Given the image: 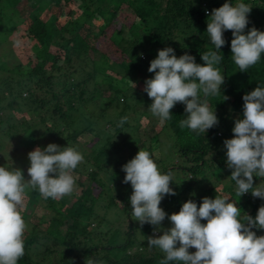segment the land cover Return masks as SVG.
Returning <instances> with one entry per match:
<instances>
[{
	"label": "trees",
	"instance_id": "16d2710c",
	"mask_svg": "<svg viewBox=\"0 0 264 264\" xmlns=\"http://www.w3.org/2000/svg\"><path fill=\"white\" fill-rule=\"evenodd\" d=\"M237 1L251 7L244 34L252 27L264 32V0H0V45L19 28L23 31L11 45L19 53V62L8 67L0 61V110H6L0 126L9 127L7 136L15 140L17 150L11 166H20L24 178L30 179L27 144L42 149L50 143L77 148L75 135L86 132L96 137L73 172L78 193L61 199L59 209L32 223L24 233L25 252L18 264H41L42 257L36 261L29 257L30 249L42 245L38 244L37 234L41 223L46 224L45 242L49 236L61 248V264H67L65 257L79 245L82 251L76 258L84 261L91 257L103 264H160L164 254L149 247L147 241L153 236V226L141 227L132 216V189L123 183L125 173L121 170L123 163L135 156V148L141 146L133 135L144 131V124H118L128 112L145 116V110L150 111L152 101L143 88L144 81L154 75L148 67L158 51L170 47L177 58L187 53L202 65L200 55L215 50L206 33L205 10L210 14L225 2L235 5ZM224 39L225 45L219 49L222 60L217 65L224 83L219 95L207 97L218 124L199 135L181 128L179 121L185 118V111L180 103L171 110L172 118L162 122L172 139L173 152L169 154L180 161L162 168V174H173L170 187L176 193L166 195L159 205L168 215L178 213L189 199L199 207L204 197L225 198L253 218L264 205V200L254 198L251 192L236 195L223 145L224 140L234 138V121L243 118L242 97L257 86L264 87V54L257 64L240 72L231 58V31L224 32ZM24 41L32 43L25 47ZM96 75L98 82L93 81ZM128 80L136 86L133 88ZM91 81L93 87L88 90ZM223 96L229 99L225 101ZM132 99L140 108L131 105ZM29 113H34L33 124H28ZM128 142L134 144L133 150L126 145ZM124 151L127 155L122 157ZM220 174L227 176V184L216 190L209 181ZM84 179L86 184L82 183ZM260 182L264 184V178L254 177L253 186ZM192 187L195 195H191ZM39 194L31 190L26 202ZM102 199L104 207L119 210L123 226L112 229L104 243L99 237L94 243L92 237L97 235L90 230L98 223L95 208ZM166 220L162 229L172 226H166ZM251 230L257 236L264 235V230ZM162 234L157 232L156 236ZM42 248L43 254L49 251Z\"/></svg>",
	"mask_w": 264,
	"mask_h": 264
},
{
	"label": "clouds",
	"instance_id": "9594fccd",
	"mask_svg": "<svg viewBox=\"0 0 264 264\" xmlns=\"http://www.w3.org/2000/svg\"><path fill=\"white\" fill-rule=\"evenodd\" d=\"M251 7L245 3L225 2L211 10L206 33L215 50L200 55L203 64L185 53L179 58L174 49L159 50L150 61L151 79L144 81L143 91L152 101L149 110L161 122L172 118L171 110L177 103L184 105L186 118L179 121L181 128L205 134L218 124V118L208 105L207 97L219 95L224 77L217 67L219 54L225 45L224 32L231 31V58L240 72L257 64L264 54V32L255 27L244 34ZM143 58V54H140ZM129 81V80H128ZM130 82V81H129ZM133 88L136 86L130 82ZM201 93L204 99H201ZM223 96V100H228ZM243 118L234 121V138L223 141L226 149L230 179L235 182L236 195L251 192L264 200V184L253 186L254 177L264 178V87L257 86L243 97ZM123 117L118 124L125 123ZM27 181L19 168L0 166V264H18L24 255L26 222L20 211L27 191L38 190L47 199H60L73 192L74 170L84 157L75 147H60L50 143L43 149L36 147L27 154ZM124 184H130L131 214L141 227L153 226V236L147 237L148 246L164 254L160 264H264V235L257 236L251 229L264 230V205L255 218L242 214L236 204L216 196L202 198L197 204L189 199L178 213L168 215L159 205L166 195H176L170 187L172 174H162L148 150H139L121 169ZM191 195H195L194 193ZM123 207V205L121 204ZM168 229L160 226L165 219ZM206 223H201V221ZM163 232L156 236L157 232ZM189 249H195L189 252ZM85 264H103L91 257Z\"/></svg>",
	"mask_w": 264,
	"mask_h": 264
},
{
	"label": "rangeland",
	"instance_id": "374dc122",
	"mask_svg": "<svg viewBox=\"0 0 264 264\" xmlns=\"http://www.w3.org/2000/svg\"><path fill=\"white\" fill-rule=\"evenodd\" d=\"M201 6H202V8H205L203 5H201ZM256 21H258V18H256ZM21 33H23V31H22V29L19 28L18 31L12 33L9 37H7L5 42L0 45V61L4 62L8 67L14 66L16 63L19 62L18 61V59L20 58L19 53H17V51L11 45H12V41L14 39L16 40V36H18ZM50 33L53 34L52 27L50 28ZM24 43H25V47H29L32 42L31 41H29V42L24 41ZM98 80H99L98 76L97 75L94 76L93 81L98 82ZM93 81H91L87 85L88 90H90V88L93 87ZM56 85H57V81H56ZM56 89H60V87H56ZM137 90H138V92H140L139 89H137ZM141 94L142 93H140V97H142ZM135 104H136V99H132L131 105L132 106L134 105V106L140 108L139 105H137V104L135 105ZM135 109H138V108H135ZM5 112H6V110H0V117H1V119H3V121L5 119V115H4ZM145 112H146L147 116L146 115L142 116V115L133 114V113L131 114L129 112L126 113L125 117H127V120H126L125 124L126 125L128 124L129 126L130 125L136 126V125L144 124V131H142L141 133L138 132L137 133L138 135H136V133L133 135V137H137V139L139 140V143H142L141 146L139 145L140 147L138 146L135 148L136 149L134 151L135 155L141 149L148 150L152 154V158L154 159V161L158 165L160 172L162 173V168L164 165L170 164V163L179 164L180 161L175 157V155L169 154V153L173 152L172 139H171V136L168 134V132L164 129L163 123L157 117L153 118V119L149 118L148 113L150 111L145 110ZM10 113L13 114L12 111ZM26 116H27L26 117L27 121L29 119L31 120V121H28L29 122L28 124L35 123L34 113H29ZM184 117L186 118V114L184 115ZM7 128H9V127H7L5 124L0 126V166L11 167V165L13 164V158H14V156L17 155V150H15V146H14L15 140L9 139L7 136ZM135 130H137V128H135ZM123 133L124 132L122 130L121 136H123ZM70 136L74 137V135H70ZM25 138L29 139V137L27 135ZM94 138H96V137H93V134L86 133V132L75 135L74 142H75V144L77 143V146H78L76 149L82 153L83 157H84V155H86L90 151L89 147L91 146V143L95 140ZM39 142H41V141H39ZM128 144H129V148H131L133 150L134 144L132 143L133 144L132 145L131 143L128 142L126 145H128ZM27 146L29 148V152L34 150L36 147H38L35 144H27ZM127 150H128V148H127ZM167 152H168V156H166ZM120 155H123L122 157H125L127 155V151H124ZM132 158H134V157H132ZM126 163L127 162H124L123 165H125ZM14 167L21 169L20 166L14 165ZM22 168H24V167H22ZM25 168H26V165H25ZM177 177H180V176L177 175ZM24 179H25V181H27L29 178L27 177ZM107 180H108L107 178H104L103 181H107ZM226 180H227V176L223 177L220 174L219 176H217L215 178H211L209 183L212 184L213 188L217 190V189L224 187L227 184ZM177 181L180 182L179 179ZM86 182H88V181L86 179H84L82 183L86 184ZM191 189H193V190H191V193H194L195 187H192ZM78 191H79V188L74 187V190L71 194L65 195L64 197H62L60 199H52V198L45 199L40 194L38 197H34L30 202H26V200H27V198H26L24 200L23 206L20 209V211L25 215L24 220H25L26 225H27V229H26L25 233H27L29 231V229L31 228V225L34 221H37L39 219L42 220L43 218H40V217H42L43 215L48 214L49 212H51L55 209H59L62 206L61 199H64L66 197L70 198L71 195L78 193ZM30 193H31V189H29L27 191V196ZM105 199H102L101 202L97 204L98 207L96 206V208H95V212L99 216V218L97 219L98 223L94 224V227H92V230H90V231L94 232V234L97 235V236L92 237V241L94 243H98V241H97L98 237H99L98 238L99 241L101 243H104L106 241L107 237L110 235L112 229L118 228V227L120 228L121 226H123L121 224L123 222L122 219H121L122 221L120 222L119 210H117V208L108 209V208L104 207L103 203H105ZM251 212H252V210H251ZM242 214H244V213H242ZM164 223L166 226L171 225V223L168 221V219ZM45 228H46L45 223L39 224V226L37 228V234L40 236V240H38V244L42 243V245H38L39 247H36V248L33 247L32 249H30L29 257H30L31 261H36L42 257L41 264H61V261H60L61 248L59 246H57V243L52 238H50L49 236L47 237V241L45 242L44 238H46V236L43 233ZM152 235H153V232H152ZM40 246L47 247L49 249V251H47L43 254L42 253L43 248ZM72 249H73V251H72L71 255L66 256L64 259L67 262V264H85L86 261H84L83 259H81L79 257L76 258V255L81 253L82 247L80 248V245H79L78 247H73ZM138 249L139 248H136V249L134 248L133 250L138 251ZM190 251L194 252L195 249H190Z\"/></svg>",
	"mask_w": 264,
	"mask_h": 264
}]
</instances>
